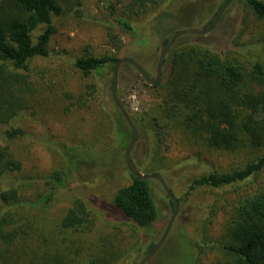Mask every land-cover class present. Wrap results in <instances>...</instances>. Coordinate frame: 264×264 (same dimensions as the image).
<instances>
[{"label":"rangeland","instance_id":"1","mask_svg":"<svg viewBox=\"0 0 264 264\" xmlns=\"http://www.w3.org/2000/svg\"><path fill=\"white\" fill-rule=\"evenodd\" d=\"M81 1L80 14L62 2L63 13L54 22L57 32L49 44V56L31 61V94L25 110L11 123L27 136L5 141L0 135V144L7 145L21 163L19 171L7 173L0 183V194L16 188L20 198L12 206L4 205L0 198V264H59L56 259H67V264H140L148 244L160 240L173 214L163 186L153 180L159 218L150 230H141L112 209L115 191L131 181L122 156L112 179L96 166L85 165L77 171L63 156L60 145L110 154L119 145L117 127L127 130L112 99V69L100 77H83L73 63L88 55L130 57L154 78L162 41L177 30L203 29L224 0H159L158 7L132 19V34L120 31L121 51L108 41L113 23L106 5H116L117 13L123 15L130 0ZM164 11L154 28L155 16ZM262 41L264 20H258L243 1L235 0L210 33L184 35L175 41L167 53L163 76L170 72L173 54L189 47H205L249 65L260 57L258 44ZM117 94L139 133L132 151L134 163L143 174L162 175L181 201L166 246L147 264L180 259L185 248L183 235L201 246L197 264H225L228 259L220 249L224 226L234 204L250 192L253 182L219 189L202 187L190 196L187 192L197 176L242 166L248 160L247 151L209 148L165 122L159 129L152 120L160 104L158 93L129 64L118 71ZM159 136L162 142L155 153ZM128 139L127 144L130 134ZM57 171L64 182L55 187L48 181ZM76 199H82L96 216L91 228L65 230L61 221Z\"/></svg>","mask_w":264,"mask_h":264},{"label":"trees","instance_id":"2","mask_svg":"<svg viewBox=\"0 0 264 264\" xmlns=\"http://www.w3.org/2000/svg\"><path fill=\"white\" fill-rule=\"evenodd\" d=\"M64 1L67 2L66 7L80 14L77 7L82 6L81 0L75 3L69 0H0V135L5 141L27 136L11 123L25 110V101L31 94V61L49 56V44L57 32L54 22L63 13ZM241 1L258 20H264L263 0ZM158 6L159 0H130L120 15L116 5H106L113 23L108 33L109 44L121 51L120 31L132 34L135 31L132 19ZM165 12L155 16L154 28ZM168 39L163 40L165 44ZM258 51V59L243 65L205 47H189L173 54L169 74L151 87L158 93L160 101L152 117L159 129L165 122L209 148L231 153L243 150L249 155L242 166L193 178L187 192L190 196L202 187L219 189L253 182L250 192L240 196L234 204L224 226L220 249L228 259L225 264H264V41L258 44ZM119 59L108 54L88 55L74 60L73 66L83 77H100L109 68L113 71ZM123 121L127 130L123 126L117 127L119 145L110 154L78 146L60 145L59 149L77 171L85 165L90 169L96 166L108 172L107 179H112L117 169L116 161H121L119 157L122 156L125 162L128 136L130 134L131 139L133 136L124 118ZM161 142L159 136L155 153L160 150ZM20 169L21 163L12 156L9 147L0 144V183L7 173ZM127 172L131 181L115 191L112 209L141 230L148 231L159 218L151 181L138 179L128 168ZM63 182L64 177L59 171L53 173L48 181L55 187ZM0 198L7 206L20 203L16 188L3 191ZM180 202L179 199V205ZM170 204L174 210L171 201ZM94 216L96 213L82 199H76L63 217L61 227L65 230L91 228ZM182 238L184 253L170 264H197L201 246L184 235ZM155 244H148L145 255ZM56 262L67 264L68 261L56 259Z\"/></svg>","mask_w":264,"mask_h":264},{"label":"water","instance_id":"3","mask_svg":"<svg viewBox=\"0 0 264 264\" xmlns=\"http://www.w3.org/2000/svg\"><path fill=\"white\" fill-rule=\"evenodd\" d=\"M233 1H235V0H227L222 5L220 10L217 12V14L214 16V18L211 20L210 24L206 28H204V29L184 28V29L175 31L169 37L167 44L166 45L163 44V47L160 51V55L158 58V62H157V66H156V73H155L154 78H151L149 73L139 63H137L135 60H133L130 57H122L119 60H117L114 64L113 75H112V80H113V83H112V99H113L116 107L120 111L121 115L123 116L126 124L128 125V127L132 131V134H133L132 139H131L130 143L128 144L126 152H125L126 167L128 168L129 172L132 175H134L135 177H137L140 180H143V181H153V180L159 181L161 183V185L163 186L164 191H165L166 195L168 196L169 200L173 203V207H174L173 214H172V216H171V218H170V220L166 226V229H165L162 237L148 251V253L142 258L140 264H147L149 262V260L164 245V243L166 242V240L170 234V231L173 227L175 219L179 213L180 205H179L178 198L173 193V191L170 189V187L168 186V184L166 183V181L162 175H160L158 173L143 174L141 171H139L138 167L136 166V164L134 163V161L132 159V151H133V148H134V146H135V144L139 138V133H138V129H137L136 125L132 121L131 116L127 111V107L123 104V102L118 97V94H117L118 71L123 64H129L137 71L139 78L143 82H145L148 86L153 87V86L157 85L158 83H160V81L163 77V68L165 65L167 53H168L169 49L172 47V45L175 43V41L184 35H199L200 36V35H206V34L210 33L214 29V27L216 26L217 22L219 21V19L221 18V16L225 12V10L231 5V3Z\"/></svg>","mask_w":264,"mask_h":264},{"label":"flooded vegetation","instance_id":"4","mask_svg":"<svg viewBox=\"0 0 264 264\" xmlns=\"http://www.w3.org/2000/svg\"><path fill=\"white\" fill-rule=\"evenodd\" d=\"M221 7H222V6H221ZM219 10H220V9H219ZM219 10H218V11H219ZM214 16H215V15H214ZM214 16H213V18H214ZM213 18H212V19H213ZM212 19H211V20H212ZM163 44L166 45L167 43L165 44V42L162 41V47H163ZM162 47H161V49H162ZM146 71H147V70H146ZM147 72H148V71H147ZM125 152H126V151H125Z\"/></svg>","mask_w":264,"mask_h":264}]
</instances>
